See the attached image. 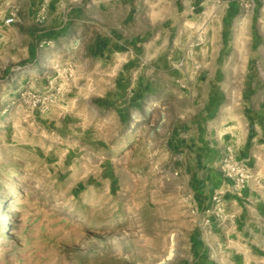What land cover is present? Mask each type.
Returning a JSON list of instances; mask_svg holds the SVG:
<instances>
[{"label":"rangeland","instance_id":"obj_1","mask_svg":"<svg viewBox=\"0 0 264 264\" xmlns=\"http://www.w3.org/2000/svg\"><path fill=\"white\" fill-rule=\"evenodd\" d=\"M157 1L0 0V264H264L262 184L211 225L192 214L199 171L222 165L189 154L211 149L200 124L214 103L197 90L210 51L194 0L159 24L158 46L138 35L137 62L99 48L148 30L166 14ZM239 4L235 24L216 25L234 46L217 73L259 62ZM12 14L19 21L5 25Z\"/></svg>","mask_w":264,"mask_h":264},{"label":"crops","instance_id":"obj_2","mask_svg":"<svg viewBox=\"0 0 264 264\" xmlns=\"http://www.w3.org/2000/svg\"><path fill=\"white\" fill-rule=\"evenodd\" d=\"M220 1L194 0L191 3L192 14L198 17L199 27L196 34L202 41L203 49L210 51V54L201 61L203 68L196 79L197 90L200 97L205 100L212 96L214 103L213 107L208 105L203 108V118L200 124L202 132L205 133L206 149L208 147L211 149L206 150V155H201L198 153V149L193 148L194 151L189 154L193 158L198 157V160L199 158L212 157L211 159H215L216 162H221L228 148H231L239 158L251 166L254 179L250 182L243 197L234 198L231 194L225 195V198L229 200V208L237 210L242 203L255 197L260 189L258 184H262L260 186L264 187V174L261 171H256L257 166L264 161V0L246 1V19H249L251 25L256 26L257 29L252 34L251 43L257 46V51L260 53L258 56L252 57L253 59L259 57V62H249L244 72L240 74H225L222 71L217 73L218 64L226 62V59L221 58L222 50L227 49L231 52L234 46L232 34L229 32V40L226 39L227 35L222 38L221 29L216 25L225 16H227L226 21L229 26L235 24L238 18L236 15L238 0H225L222 3ZM157 2L164 4L166 14L152 18L148 30L137 31L134 33V37L121 35L120 38L117 35V38H108L99 44L101 52L106 57L108 55L111 57L121 55L122 58H115L110 62H123V65L126 62H137L134 57L138 54V47H140L138 35L140 33L150 34L148 47L158 46L162 34L158 29L160 28L159 24L168 20L167 18L173 19L176 3H187L185 8L188 9V3L190 4L189 0H158ZM211 2L214 4L210 7ZM239 2L240 7H243V2L240 0ZM60 3L63 4L61 1ZM221 7L224 9V17L221 16ZM154 30L156 31L155 34L153 33ZM175 34L174 32L171 33L173 37ZM172 36L170 40L173 38ZM153 60L159 62V56H153ZM169 60V62H175L172 57ZM229 62H232V57L229 58ZM169 79L179 82L181 76L175 75ZM139 93L133 94L135 98ZM213 115H217V118L211 120ZM218 126H220L219 129ZM211 130L215 131L216 138L213 137L214 133ZM183 139L184 137L181 138V147L185 148L190 142ZM198 174L201 176L202 186L196 197L193 198L192 204L197 205L200 209H205L212 206L213 193L218 189H225L227 181L220 170L209 172L207 168L199 171Z\"/></svg>","mask_w":264,"mask_h":264},{"label":"built area","instance_id":"obj_3","mask_svg":"<svg viewBox=\"0 0 264 264\" xmlns=\"http://www.w3.org/2000/svg\"><path fill=\"white\" fill-rule=\"evenodd\" d=\"M59 1L64 3L65 0ZM240 1L243 2L244 6H247V0ZM43 11H45V6ZM18 21V15L12 14L9 18L4 20V24L13 25ZM221 163L220 171L227 181L226 188L223 190L218 189L213 193L211 207L200 209L197 205L191 204L192 214L195 216L202 215V221L205 226L211 225L212 219L215 220V216L220 217V214L229 206V200L225 198L226 194H231L234 198H242L250 182L254 179L251 166L239 158L231 148H228Z\"/></svg>","mask_w":264,"mask_h":264}]
</instances>
